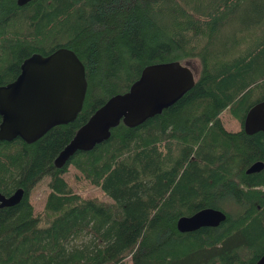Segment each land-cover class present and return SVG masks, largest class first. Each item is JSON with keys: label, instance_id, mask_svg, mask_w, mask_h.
<instances>
[{"label": "trees", "instance_id": "16d2710c", "mask_svg": "<svg viewBox=\"0 0 264 264\" xmlns=\"http://www.w3.org/2000/svg\"><path fill=\"white\" fill-rule=\"evenodd\" d=\"M0 3V84L25 56L73 49L87 90L74 120L32 142L0 140V191L22 187L0 206V264H254L264 252V130L243 124L264 99V0H31ZM196 58L193 86L143 122L122 121L107 139L77 150L58 168L54 157L110 95L126 90L149 64ZM72 165L112 201L74 191ZM49 176L41 209L30 200ZM257 187H254V186ZM212 206L215 226L180 231L176 220ZM89 234V239L79 241Z\"/></svg>", "mask_w": 264, "mask_h": 264}, {"label": "water", "instance_id": "95a60500", "mask_svg": "<svg viewBox=\"0 0 264 264\" xmlns=\"http://www.w3.org/2000/svg\"><path fill=\"white\" fill-rule=\"evenodd\" d=\"M28 0H17L22 4ZM195 82L193 70L173 59L145 65L129 87L110 95L75 130L70 140L54 157L58 168L77 150H89L107 139L111 128L121 121L135 126L177 101ZM87 90L85 65L77 53L60 46L47 54L32 52L24 57L16 76L0 84V140L17 136L32 142L56 124L74 120L81 110ZM243 129L253 133L264 129V99L245 112ZM264 167L262 160L252 162L247 171ZM24 189L17 187L6 195L0 191V206L17 204ZM226 213L212 206L180 215L176 227L191 231L201 226H215ZM254 264H264V252Z\"/></svg>", "mask_w": 264, "mask_h": 264}, {"label": "rangeland", "instance_id": "374dc122", "mask_svg": "<svg viewBox=\"0 0 264 264\" xmlns=\"http://www.w3.org/2000/svg\"><path fill=\"white\" fill-rule=\"evenodd\" d=\"M184 64L188 65L194 73V76H198V71L200 68V64L198 59L196 58H188L182 61ZM221 118L224 121V125L226 128L231 130H237L241 128V124L235 118H230L226 114H221ZM64 177L67 179L72 189L78 193H81L84 196H98L99 198L112 201L108 194L103 192L98 186L89 183L85 178H82L79 175V172L72 166H68V170L63 173ZM49 180V176H43L32 188L30 192V200L33 203L34 209L39 210L43 206L45 195L47 193L48 187L47 183ZM89 239V234H84L80 236L79 241H85ZM125 264H131L129 258L125 260Z\"/></svg>", "mask_w": 264, "mask_h": 264}, {"label": "flooded vegetation", "instance_id": "af4514ba", "mask_svg": "<svg viewBox=\"0 0 264 264\" xmlns=\"http://www.w3.org/2000/svg\"><path fill=\"white\" fill-rule=\"evenodd\" d=\"M14 1V3H16L17 5H19V6H22V7H28L27 5H29V3L31 2V0H28V1H26V2H24V3H22V4H18L17 3V0H13ZM2 2V0H0V3ZM26 57V56H25ZM172 105V104H171ZM170 106V105H169ZM169 106H167V107H169ZM167 107H164L162 110H161V112H159V113H157V114H160V113H162V111L165 109V108H167ZM241 127H243V124H242V126ZM260 130H264V129H260ZM259 131V130H258ZM254 133V132H253ZM249 166V165H248ZM260 171V170H259ZM258 172V171H257ZM254 187H257L256 185L254 186ZM16 189V188H15ZM14 189V190H15ZM13 190V191H14ZM12 191V192H13ZM5 194V193H4ZM10 194V193H9ZM6 195H8V194H6Z\"/></svg>", "mask_w": 264, "mask_h": 264}, {"label": "bare ground", "instance_id": "6f19581e", "mask_svg": "<svg viewBox=\"0 0 264 264\" xmlns=\"http://www.w3.org/2000/svg\"><path fill=\"white\" fill-rule=\"evenodd\" d=\"M247 173L250 174V173H253V172H248V171H247Z\"/></svg>", "mask_w": 264, "mask_h": 264}]
</instances>
